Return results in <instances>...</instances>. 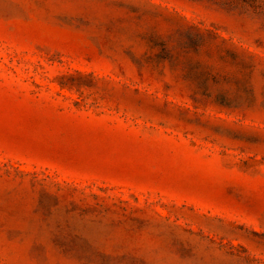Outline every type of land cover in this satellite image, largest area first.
I'll list each match as a JSON object with an SVG mask.
<instances>
[{
  "label": "rangeland",
  "instance_id": "374dc122",
  "mask_svg": "<svg viewBox=\"0 0 264 264\" xmlns=\"http://www.w3.org/2000/svg\"><path fill=\"white\" fill-rule=\"evenodd\" d=\"M0 264H264V0H0Z\"/></svg>",
  "mask_w": 264,
  "mask_h": 264
}]
</instances>
